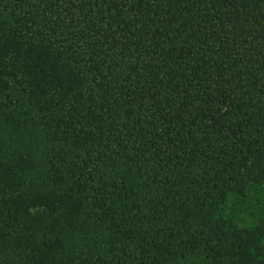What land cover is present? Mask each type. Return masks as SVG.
Listing matches in <instances>:
<instances>
[{
  "label": "trees",
  "instance_id": "16d2710c",
  "mask_svg": "<svg viewBox=\"0 0 264 264\" xmlns=\"http://www.w3.org/2000/svg\"><path fill=\"white\" fill-rule=\"evenodd\" d=\"M260 184L264 0H0V264H264Z\"/></svg>",
  "mask_w": 264,
  "mask_h": 264
},
{
  "label": "rangeland",
  "instance_id": "374dc122",
  "mask_svg": "<svg viewBox=\"0 0 264 264\" xmlns=\"http://www.w3.org/2000/svg\"><path fill=\"white\" fill-rule=\"evenodd\" d=\"M223 214L239 228L255 227L264 214V185L250 186L243 198L229 196Z\"/></svg>",
  "mask_w": 264,
  "mask_h": 264
}]
</instances>
